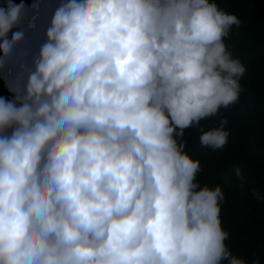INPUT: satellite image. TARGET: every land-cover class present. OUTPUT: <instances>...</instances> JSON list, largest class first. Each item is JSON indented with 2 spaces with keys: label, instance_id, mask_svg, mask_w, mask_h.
Returning a JSON list of instances; mask_svg holds the SVG:
<instances>
[{
  "label": "clouds",
  "instance_id": "clouds-1",
  "mask_svg": "<svg viewBox=\"0 0 264 264\" xmlns=\"http://www.w3.org/2000/svg\"><path fill=\"white\" fill-rule=\"evenodd\" d=\"M27 13L0 6V72L14 66L12 99L0 97V264H245L226 244L225 192L199 184L182 139L243 91L224 42L240 19L215 0H57L29 58L12 31ZM227 123L200 146L222 149Z\"/></svg>",
  "mask_w": 264,
  "mask_h": 264
},
{
  "label": "trees",
  "instance_id": "trees-1",
  "mask_svg": "<svg viewBox=\"0 0 264 264\" xmlns=\"http://www.w3.org/2000/svg\"><path fill=\"white\" fill-rule=\"evenodd\" d=\"M23 3L28 13L19 28L25 32L18 51H27L29 58L42 42L46 27L57 0H12ZM218 7L235 14L241 21L233 26L224 42L234 58L246 68L239 83L243 91L238 101L220 114L200 121L199 127L184 130L185 151L200 162L196 180L201 186L220 185L225 192L221 205V226L229 233L227 246L234 256L251 264L254 259L264 264V200L253 196V191L264 196V0H215ZM6 0H0L4 6ZM11 32L9 33V38ZM13 65L0 72V97L12 99L8 78ZM221 118L228 123V141L222 149L202 147L198 137L202 131L219 126ZM241 168L245 183L235 175Z\"/></svg>",
  "mask_w": 264,
  "mask_h": 264
}]
</instances>
